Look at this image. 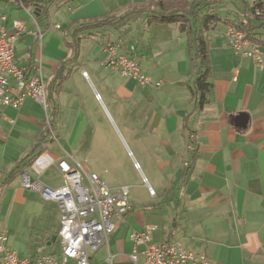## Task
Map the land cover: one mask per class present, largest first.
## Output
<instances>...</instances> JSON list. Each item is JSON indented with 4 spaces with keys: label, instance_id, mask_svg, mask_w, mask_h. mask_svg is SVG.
I'll use <instances>...</instances> for the list:
<instances>
[{
    "label": "crops",
    "instance_id": "0c3cea01",
    "mask_svg": "<svg viewBox=\"0 0 264 264\" xmlns=\"http://www.w3.org/2000/svg\"><path fill=\"white\" fill-rule=\"evenodd\" d=\"M43 1H51L49 16L34 6L0 0V25L11 30L13 21L22 19L27 29L17 41L16 61L30 67L40 61L48 84L62 61L71 57L74 68L83 67L82 82L92 84V72L101 87L104 81L111 85L116 95L114 108L122 124L141 144V151H147L143 156L151 155L149 171L165 181L157 188L150 184L155 195L143 197L133 192L132 208L115 219L116 228L108 244L91 253L90 263L143 264V256L137 263L131 259L135 246L131 233L155 225L154 241H181L194 253L206 255L211 264H264V68L235 53L226 37L229 25L225 24V20L237 17L257 23L251 9L264 0H202V5L210 4L203 12L222 18L209 32L213 85L209 102L202 108L192 100L189 89L197 70L190 59L187 36L177 25L150 23L148 12L130 13L157 0ZM139 16L143 21L136 22ZM101 17H120V22L74 36L80 24ZM55 24L61 27L57 29ZM38 29L43 32L42 42L31 33ZM109 41H120L121 51L136 57L142 72L153 81L162 80V86H140L136 80L104 66L103 47ZM71 79L67 82L73 83ZM80 95L74 83V97ZM47 116L46 108L32 97L19 108L0 104V228L7 231L9 245L24 257L62 251L58 203L26 187L24 174L32 181L61 187L62 172L59 170L62 180L58 182L42 180L50 166L38 173L35 160L46 152L67 159L51 149L53 144L69 155L74 146L75 159L87 143L77 139L80 116H76L74 130L63 135L59 116L53 124L54 132H45ZM88 124L87 118L86 135L92 130ZM192 135L194 147L189 149ZM143 186L147 187L146 182ZM55 218L57 227L52 226ZM22 237L28 242L19 248L16 239ZM32 240L50 248L41 253ZM56 242L61 248L55 247ZM137 247L142 249V242Z\"/></svg>",
    "mask_w": 264,
    "mask_h": 264
},
{
    "label": "built area",
    "instance_id": "2783aa9c",
    "mask_svg": "<svg viewBox=\"0 0 264 264\" xmlns=\"http://www.w3.org/2000/svg\"><path fill=\"white\" fill-rule=\"evenodd\" d=\"M255 13L260 14V9H256ZM1 17L5 19L4 16ZM55 26L57 29L61 27L59 24ZM24 32L27 29L22 19H15L11 30L0 25V104L19 108L28 97L34 98L46 108L47 127L54 132L42 63L38 61L29 71L28 67L20 65L15 59L17 41ZM31 33L42 42L43 32L40 29ZM226 37L238 56H247L259 68H264L262 47L252 42L243 30L229 25ZM130 49L133 50L134 47ZM121 50L120 41L106 42L102 64L117 70L122 76L136 80L140 86H162V80L153 81L151 76L142 72L136 57ZM83 75L88 77L86 70H83ZM190 138L188 148L192 149L195 136ZM56 161L64 177L61 187L53 188L42 184L40 180L32 181L28 174H24V182L26 187L39 191L45 199L58 203V237L62 251L35 257L21 256L9 245L7 231L0 228V264H91V253L103 244H108L109 237L116 228L115 219L123 217L132 208L129 186L123 185L115 189L107 186L98 173L79 165L71 155L68 159H57L46 152L35 160L34 169L41 173ZM188 164L186 161L185 165ZM146 185L150 194L155 195L151 185L148 182ZM156 228L155 225H147L142 231L131 233V239L135 243L131 259L135 263L143 256V264H211L206 255L194 253L181 241H154L153 233ZM139 242L143 244L142 249L137 247Z\"/></svg>",
    "mask_w": 264,
    "mask_h": 264
},
{
    "label": "rangeland",
    "instance_id": "374dc122",
    "mask_svg": "<svg viewBox=\"0 0 264 264\" xmlns=\"http://www.w3.org/2000/svg\"><path fill=\"white\" fill-rule=\"evenodd\" d=\"M228 1L231 2L233 0ZM250 4H252V1H250ZM138 21H143L140 16L137 18L136 22ZM220 26L223 28L224 24ZM64 46L65 44L62 43V50H64ZM65 51L68 52V48H66ZM69 63L73 66L70 75L73 83L67 82L68 80L64 83L63 94L61 93L59 96L61 112L57 118V122L61 134L63 135L65 131L69 134L74 130L76 116H80V130L77 139L81 142L87 141V143L83 145V150L75 154V162L83 166L88 165L92 171L100 175L102 181L109 187L114 184L122 186L125 184L129 186L130 199L133 197L134 191L140 193L143 197L146 195L149 197V188L148 186H143V183L148 182L153 187L157 188L158 183L165 184L164 177L153 175V172L149 171L148 162L151 161V155L149 157L143 156V153H147V151H141V144H137L131 138L128 130L124 127V124H122V118L117 114L114 108L116 95L113 93V87L106 81L103 82L104 88L101 87V84L97 83L96 78H93L92 72L90 75L93 80V85L85 84L80 80L81 69L83 67L74 68V59ZM74 83L78 85L82 92V95L79 97H74ZM86 113L87 116L85 117ZM87 118L90 122L88 125L92 129L87 133L88 139L85 130ZM132 127L134 131L137 130L135 125H132ZM91 145L92 149H90ZM51 149L62 154L63 158L68 159L69 154L64 148L57 146V144H53ZM72 149L73 153H71V155L74 157V146ZM86 150L89 153H86ZM136 163L139 164V167L136 166ZM30 171L33 174L31 169ZM144 176L146 178H144ZM43 179L51 182L62 180L57 161L50 165L42 176V180ZM58 225V220L55 218L52 226L57 227ZM26 242H28L27 239L23 237L21 239H16L15 246H20L19 248H22V245ZM33 242L35 243V250L41 253L50 248V246L44 242L42 243L40 240ZM55 247L61 248L60 242H56ZM26 254H29V252Z\"/></svg>",
    "mask_w": 264,
    "mask_h": 264
},
{
    "label": "trees",
    "instance_id": "16d2710c",
    "mask_svg": "<svg viewBox=\"0 0 264 264\" xmlns=\"http://www.w3.org/2000/svg\"><path fill=\"white\" fill-rule=\"evenodd\" d=\"M14 2L25 7H37V11L49 16L51 1L15 0ZM202 4V0H157L130 11V13L148 12V21L150 23L177 25L179 30L187 36V48L190 59L193 67L197 70V76L192 85L189 86V89L192 94V100L198 103L200 108L209 102L208 94L213 85L210 81L212 64L209 53V32L215 29L217 24L222 21V18L217 15L208 11L203 12L210 4ZM256 9H260L261 13L256 14ZM250 14L257 23L252 20H241L237 17L234 20H225V24L235 25L243 30L252 42L260 44L264 52V3H257L252 7ZM121 18L125 19L126 17ZM119 22L120 17L118 19L113 17L92 18L80 24L74 36L80 37L83 32H87L90 29ZM74 44L78 45L76 40ZM71 60V57H69L62 61L54 77L48 82L46 87L52 126L61 112L59 96L63 91L65 81L70 78L73 70L69 64ZM25 66L31 71L32 66L30 67L26 64ZM45 132L49 133L50 128L47 127Z\"/></svg>",
    "mask_w": 264,
    "mask_h": 264
},
{
    "label": "flooded vegetation",
    "instance_id": "af4514ba",
    "mask_svg": "<svg viewBox=\"0 0 264 264\" xmlns=\"http://www.w3.org/2000/svg\"><path fill=\"white\" fill-rule=\"evenodd\" d=\"M90 149H92V145L90 146Z\"/></svg>",
    "mask_w": 264,
    "mask_h": 264
},
{
    "label": "water",
    "instance_id": "95a60500",
    "mask_svg": "<svg viewBox=\"0 0 264 264\" xmlns=\"http://www.w3.org/2000/svg\"><path fill=\"white\" fill-rule=\"evenodd\" d=\"M245 116V115H244Z\"/></svg>",
    "mask_w": 264,
    "mask_h": 264
}]
</instances>
